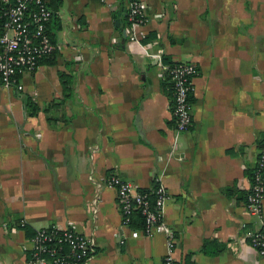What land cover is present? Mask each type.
I'll list each match as a JSON object with an SVG mask.
<instances>
[{"label":"crops","instance_id":"obj_1","mask_svg":"<svg viewBox=\"0 0 264 264\" xmlns=\"http://www.w3.org/2000/svg\"><path fill=\"white\" fill-rule=\"evenodd\" d=\"M142 1L133 41L119 0H62L53 61L24 75L20 93L0 83V264H27L25 225L70 224L93 240L85 264H163L164 236L122 227L110 175L164 188L176 263L264 264L243 227L264 219V202L261 218L244 207L264 146V0ZM165 57L196 69L186 131L162 87Z\"/></svg>","mask_w":264,"mask_h":264},{"label":"built area","instance_id":"obj_2","mask_svg":"<svg viewBox=\"0 0 264 264\" xmlns=\"http://www.w3.org/2000/svg\"><path fill=\"white\" fill-rule=\"evenodd\" d=\"M126 1L128 37L135 41L138 40L136 28L145 23L146 6L142 0ZM52 16L53 11L46 0H0V79L4 88L21 91L22 77L36 71L38 61L55 51L56 46L47 33ZM157 68L160 75L167 73L170 77L177 119L175 125L179 131H186L192 123V104L188 97L193 91L195 67L190 62L178 61L169 66L159 62ZM259 151L244 205L247 214L256 218L262 217L264 202V146ZM106 183L116 189L122 227L131 228L129 216L134 206L138 205L144 216V228H132L131 235L164 236L168 251L163 264H174V232L163 220L162 209L167 199L164 188L159 185L154 190L156 200L152 205L147 194L135 190L130 182L117 175H110ZM243 227L249 245L264 259V219L255 230L246 224ZM32 242L27 264H85L94 253L93 240L77 231L72 224L68 227L55 225L40 228L35 231Z\"/></svg>","mask_w":264,"mask_h":264},{"label":"trees","instance_id":"obj_3","mask_svg":"<svg viewBox=\"0 0 264 264\" xmlns=\"http://www.w3.org/2000/svg\"><path fill=\"white\" fill-rule=\"evenodd\" d=\"M46 3L48 5V7H50L53 11V16L56 12L57 9H59V7L61 6L62 4V0H46ZM119 4L122 8H126L127 7V1L126 0H120L119 1ZM124 12L126 10H123ZM116 13L117 11L115 12V16H116ZM123 15H121L122 17V20H126V24L129 25V21L127 20V15L122 13ZM52 16V17H53ZM55 17V16H54ZM52 19V18H51ZM51 22V21H50ZM60 28V26L58 27V29ZM47 33L48 35L50 36V39H51V42L56 44V40H55V36L54 34L52 33L51 31V28H50V23L47 25ZM127 37V36H126ZM55 52V51H54ZM53 52V53H54ZM53 53L47 57H43L42 59H40L38 61V64L44 62V61H50V63L53 61ZM47 58V59H46ZM45 59V60H44ZM166 61L168 64H170L171 62H169V60L165 57ZM44 60V61H43ZM172 65V64H170ZM195 72H196V69H195ZM195 75V73H194ZM164 80L162 81V87L163 89L165 90V92L169 95L170 97V105H172V122L174 124H176V116L174 115V108H173V85H172V82L170 81V77L167 73L164 74ZM0 83H1V79H0ZM69 83V80L67 78V80H65L64 84L66 85V88L67 90L70 89V87L67 86V84ZM2 84V83H1ZM18 93H20L21 91L20 90H17L15 89ZM193 91H191L189 93V101L192 102L191 100V95H192ZM23 100L26 104V107H27V110L30 114V116H35L37 114V112L40 111V108L31 100V99H27L26 96L23 97ZM53 106V105H52ZM48 109H46V112H47ZM50 119V117H48ZM262 147V146H261ZM260 147V148H261ZM260 152V151H259ZM259 155V153H258ZM256 167V163L254 165H252L250 168H248V176H249V180L251 181L252 177H253V173H254V169ZM159 186V184H153L152 185V188L151 189H138L139 192L143 193V194H147L148 195V198L151 202V204H155V200H156V195L154 193V190ZM249 193V190H247L245 192V202H246V198H247V194ZM129 224H130V227L131 228H135V229H143L144 228V216L142 215L141 213V210H140V207L138 205H135L130 216H129ZM26 231V234L28 237H31V236H34L35 232L33 229L29 228L28 226H24L23 227ZM30 255H31V252H30ZM29 255V257H30ZM28 257V258H29ZM174 264H178L176 262H174ZM180 264H195L193 263L189 258H186L184 260L183 263H180Z\"/></svg>","mask_w":264,"mask_h":264},{"label":"water","instance_id":"obj_4","mask_svg":"<svg viewBox=\"0 0 264 264\" xmlns=\"http://www.w3.org/2000/svg\"><path fill=\"white\" fill-rule=\"evenodd\" d=\"M121 11H122V9H121ZM121 11H118L117 14H116V18H115V26L116 27H119V25H120L119 17L121 15ZM123 36L126 37V31L125 30L123 31Z\"/></svg>","mask_w":264,"mask_h":264}]
</instances>
